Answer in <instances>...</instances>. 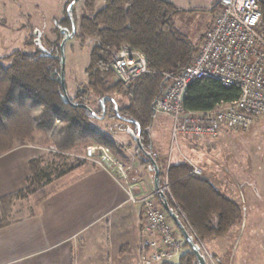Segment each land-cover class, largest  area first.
Listing matches in <instances>:
<instances>
[{"label":"trees","instance_id":"obj_1","mask_svg":"<svg viewBox=\"0 0 264 264\" xmlns=\"http://www.w3.org/2000/svg\"><path fill=\"white\" fill-rule=\"evenodd\" d=\"M260 7L264 30V0H260ZM179 12L167 0H102L99 7L95 0H82L77 13L71 8L65 18L55 23L51 33L56 39L47 42L44 48L31 38L25 45L32 51L17 50L0 56V156L29 145L54 146L61 152L53 154L58 158L64 157V153L94 146H101L114 156L122 152V146L109 137L108 131L98 129L95 122L108 118L125 123L122 117L134 121L125 124L134 130L135 136L139 126L141 148L134 138L136 150L140 155L144 151L152 156L162 187L166 156L161 160L152 153L150 128L156 115L153 103L163 90V74L188 67L198 49L176 30L173 18ZM71 19L76 27L73 39L90 40L91 46L84 69L86 82L76 83L69 92L64 73L66 99L60 82V45L71 34ZM121 49L142 52L150 70L126 88L114 80L107 67L112 54ZM115 93L124 97L125 103L118 105L110 97ZM239 95L238 87L199 79L188 85L183 105L189 111H208L219 104L231 103ZM104 99L106 114L100 119ZM92 104L97 108L93 109ZM144 156L142 163L152 167ZM41 161L38 156L28 162L29 176L23 189L0 198V228L12 223L10 213L15 200L31 199L38 205L64 186L65 183L46 187L44 179L48 175L43 173ZM84 166L85 162H78L61 176H70ZM191 171V166L175 153L167 170L169 192H160L156 199L165 200L202 254L198 241L224 236L231 227L241 223L243 212L212 181L202 177L203 170L200 175H193ZM183 248L185 251L178 258L161 264H199L185 241Z\"/></svg>","mask_w":264,"mask_h":264},{"label":"rangeland","instance_id":"obj_2","mask_svg":"<svg viewBox=\"0 0 264 264\" xmlns=\"http://www.w3.org/2000/svg\"><path fill=\"white\" fill-rule=\"evenodd\" d=\"M81 1L0 0V56H6L17 50L32 51L25 45L31 38L36 39L37 46L44 48L47 42L56 39L51 33L55 23L65 18V13L73 2L71 8L77 13ZM95 1L98 7L101 6L102 0ZM167 1L180 10L173 18L176 30L194 48H198L207 31L208 18V14L202 12L199 8L209 7L210 4H202L208 0ZM90 46V40L85 42L73 38L67 40L64 47V73L69 92L74 89L76 83L86 82L84 69L89 61ZM110 97L118 105H120L119 102L125 103L126 101L124 97L116 93L111 94ZM91 107L93 109L97 108L96 104H92ZM95 126L100 130L108 131L109 137L122 146V152H117L113 154L114 156L111 155L113 158L127 166H131V170H134V172L140 171L144 167L153 170V167L142 163V156L144 155H140L136 150L135 134L131 127L123 122L108 118L95 122ZM170 131V119L164 115L156 114L150 133L152 147L159 153H156V156H159L161 160H165L166 149L169 146L171 148ZM178 145L180 153L191 163L195 162L194 164L203 170L202 177L212 181L222 193L234 200L245 214L246 230L236 252L235 261L237 264L243 263L241 257L245 254L248 256L246 264H264V117L255 120L250 127L244 130H235L222 125L218 128L217 136L213 138L179 137ZM30 147L36 150L38 154L36 157L41 156L42 158L41 169L43 173L48 175L44 179L46 187L54 184H64L90 168L98 167L93 161L95 157L93 159L87 157L89 147L64 153L62 158L54 157L53 154H61L54 146L50 145L42 148L31 145ZM51 149L57 151L53 152ZM175 153V150H173L171 157ZM176 154L180 155L179 153ZM82 161L85 162V166L81 170L67 177L61 176L69 168ZM118 180L125 188H128L125 181ZM240 194L242 198L238 200L237 195L240 196ZM35 206L37 205L31 199L15 200L11 206L10 219L13 220L28 214ZM93 229L94 227L86 230L80 238L82 240L86 239ZM236 230L235 226L231 227L222 236L226 246L229 242H232ZM105 235L104 233L103 238L101 237L104 243L106 241ZM206 241H198L202 252L200 254L204 257L205 264H217L213 261V250L211 247L206 246ZM92 250H94L93 247ZM257 250L260 251V260L254 261L250 253H256ZM99 252L101 258H103L104 251Z\"/></svg>","mask_w":264,"mask_h":264},{"label":"built area","instance_id":"obj_3","mask_svg":"<svg viewBox=\"0 0 264 264\" xmlns=\"http://www.w3.org/2000/svg\"><path fill=\"white\" fill-rule=\"evenodd\" d=\"M260 0H218L213 22L208 27L191 64L177 73H164V87L153 103V112L171 121V149L179 153L200 175L201 169L179 150V137H215L222 125L235 130L250 127L264 117V30ZM115 81L126 88L141 75L150 73L146 59L138 50L115 51L107 65ZM211 79L225 87L240 88L239 97L215 109L194 112L184 108L183 99L189 84ZM56 152V149H51ZM87 157H95L96 166L127 181L131 166L109 155L101 146L89 147ZM164 185L158 191L142 196V207L148 237L140 246V264H161L183 253V238L156 199L160 192H169L167 170ZM133 200V198H131Z\"/></svg>","mask_w":264,"mask_h":264},{"label":"crops","instance_id":"obj_4","mask_svg":"<svg viewBox=\"0 0 264 264\" xmlns=\"http://www.w3.org/2000/svg\"><path fill=\"white\" fill-rule=\"evenodd\" d=\"M217 1L208 0L202 4L209 7L199 8L208 14L207 29ZM170 149H166V167ZM152 153L159 154L155 148ZM37 155L34 148L26 146L0 156V198L24 187L28 162ZM153 176L154 171L147 167L131 170L125 188L112 172L93 167L67 181L28 214L0 228V264H138L140 246L148 235L137 200L154 192ZM241 198L237 195L238 200ZM244 216L227 246L222 237L206 241L217 264H237L236 252L246 230ZM93 227L82 240L80 236ZM104 233L105 243L101 239ZM99 251H104L103 258ZM250 255L252 260H260L259 250ZM241 258V264H246L248 256Z\"/></svg>","mask_w":264,"mask_h":264},{"label":"water","instance_id":"obj_5","mask_svg":"<svg viewBox=\"0 0 264 264\" xmlns=\"http://www.w3.org/2000/svg\"><path fill=\"white\" fill-rule=\"evenodd\" d=\"M75 1H77V0H75ZM73 3L70 4V6L68 7V10H67L68 13H69L70 8L72 7ZM75 30H76L75 24H74V22L71 19V34L68 35V36H66V38L61 42V45H60L61 58H62L61 71H60V82H61L62 90H63V93H64L66 99H67V95H66L65 81H64L65 56H64V52H63V47H64V45H65V43H66L67 40L73 38V36L75 34ZM108 99L112 100L111 98H108ZM101 104H102V114L100 116V119H103L105 117V114H106L105 106H104L105 105V99L102 101ZM115 113L118 116V112H117L116 107H115ZM120 118L125 123H133L134 122L133 120L124 119L122 117H120ZM139 136H140V128L137 125V134L135 136V140L137 142V146L139 148H141V145L139 143ZM143 154L150 160V162L152 164L153 171H154V176H153L154 190L158 191L159 188H160L159 187V183H158V177H159L158 167H157L154 159L152 158V156L149 153L143 151ZM158 201H159V204L164 209V211L167 213V215L170 218V220L172 221V223L176 226V228L178 229V231L182 235V238L184 239V241L187 243V245L189 246V248L191 249V251L196 256L198 263L199 264H205L204 257L200 254L197 246L193 242L192 238L190 237V235L186 231V229L183 226V224L180 222V220L177 218V216L172 212V210L169 208V206L167 205V203L165 202V200L159 198Z\"/></svg>","mask_w":264,"mask_h":264}]
</instances>
